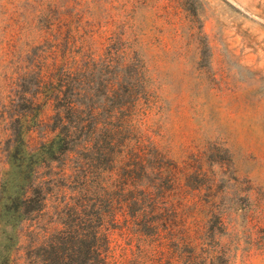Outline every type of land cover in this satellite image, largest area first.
Masks as SVG:
<instances>
[{"label":"trees","instance_id":"obj_1","mask_svg":"<svg viewBox=\"0 0 264 264\" xmlns=\"http://www.w3.org/2000/svg\"><path fill=\"white\" fill-rule=\"evenodd\" d=\"M101 1L103 15L85 25L40 6L1 47L11 71L0 119L17 124L12 149L28 159L10 200L20 228L0 264H228L216 240L227 226L215 176L203 168L221 150L173 158L159 147L147 119L146 44L120 20L133 0ZM170 2L195 16L186 0ZM114 232L127 248L113 247Z\"/></svg>","mask_w":264,"mask_h":264},{"label":"rangeland","instance_id":"obj_2","mask_svg":"<svg viewBox=\"0 0 264 264\" xmlns=\"http://www.w3.org/2000/svg\"><path fill=\"white\" fill-rule=\"evenodd\" d=\"M135 1L120 20L146 44L151 135L173 158L219 146L220 156L203 165L215 176L212 194L227 226L216 240L228 264H264V0H186L193 17L170 0ZM40 6L64 9L74 25L94 23L105 8L101 0H0V50L9 28ZM25 33L18 37L30 44ZM10 71L0 57V89ZM12 129L14 121L0 119V248L20 228L10 200L27 176L28 157L12 149ZM110 237L113 247L127 248L116 232Z\"/></svg>","mask_w":264,"mask_h":264}]
</instances>
